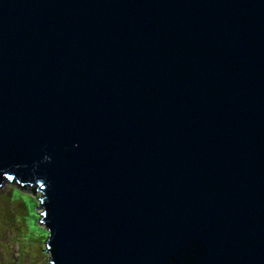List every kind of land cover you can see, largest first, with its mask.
Listing matches in <instances>:
<instances>
[{"label":"water","instance_id":"1","mask_svg":"<svg viewBox=\"0 0 264 264\" xmlns=\"http://www.w3.org/2000/svg\"><path fill=\"white\" fill-rule=\"evenodd\" d=\"M3 175L52 264H264V0H0Z\"/></svg>","mask_w":264,"mask_h":264},{"label":"rangeland","instance_id":"2","mask_svg":"<svg viewBox=\"0 0 264 264\" xmlns=\"http://www.w3.org/2000/svg\"><path fill=\"white\" fill-rule=\"evenodd\" d=\"M0 185V264H52L41 224L42 192L4 179Z\"/></svg>","mask_w":264,"mask_h":264},{"label":"bare ground","instance_id":"3","mask_svg":"<svg viewBox=\"0 0 264 264\" xmlns=\"http://www.w3.org/2000/svg\"><path fill=\"white\" fill-rule=\"evenodd\" d=\"M4 179L5 180H7V181H14V182H16L18 185H21V184H24V183H20L19 181H17L14 177H9V176H7V175H3L2 176V179H1V182H0V185L3 183V182H5L4 181ZM25 186H27V187H29L30 189H32L33 190V188L35 187V185H32V184H24ZM31 185V186H30ZM34 191V190H33ZM41 191V190H40ZM35 192V191H34ZM42 196H43V194H42ZM49 236V235H48ZM47 240H48V238H47ZM47 240H46V243H45V245L47 244ZM46 248V247H45Z\"/></svg>","mask_w":264,"mask_h":264},{"label":"trees","instance_id":"4","mask_svg":"<svg viewBox=\"0 0 264 264\" xmlns=\"http://www.w3.org/2000/svg\"><path fill=\"white\" fill-rule=\"evenodd\" d=\"M20 187H26L27 188V186H25L24 184H21V185H19ZM31 186V185H30ZM29 188V187H28ZM30 189V188H29ZM39 202H40V199L38 200ZM40 221H41V217H40ZM41 223H42V221H41Z\"/></svg>","mask_w":264,"mask_h":264}]
</instances>
